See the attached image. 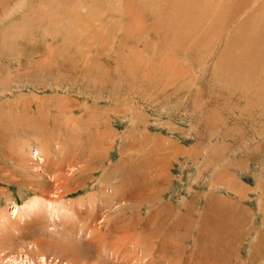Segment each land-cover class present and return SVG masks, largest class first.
Listing matches in <instances>:
<instances>
[{
	"label": "rangeland",
	"instance_id": "rangeland-1",
	"mask_svg": "<svg viewBox=\"0 0 264 264\" xmlns=\"http://www.w3.org/2000/svg\"><path fill=\"white\" fill-rule=\"evenodd\" d=\"M192 1L0 0V264H264V0Z\"/></svg>",
	"mask_w": 264,
	"mask_h": 264
},
{
	"label": "bare ground",
	"instance_id": "bare-ground-1",
	"mask_svg": "<svg viewBox=\"0 0 264 264\" xmlns=\"http://www.w3.org/2000/svg\"><path fill=\"white\" fill-rule=\"evenodd\" d=\"M188 3H191V4H193V1L192 0H189V2ZM186 4V3H185ZM190 5V4H189ZM185 14V13H184ZM22 148H23V146H22ZM21 152H22V150H21ZM23 152H24V150H23ZM22 152V153H23ZM44 152V151H43ZM35 153V156H33L32 158H34L35 160H37V162H39V160H38V157H39V153H41L40 155H42L43 156V153H42V150L41 151H36V152H34ZM66 153V152H65ZM22 155H24V153L22 154ZM27 156V155H26ZM65 157V156H64ZM40 159L42 160L43 158L40 156ZM21 160V159H20ZM69 160V159H68ZM24 162H26V161H24ZM35 162V161H34ZM54 163V162H53ZM55 163H57V162H55ZM59 163V162H58ZM49 164V163H48ZM21 165V164H20ZM39 165V164H38ZM56 165V164H55ZM54 165V166H55ZM26 167V166H25ZM43 167V166H42ZM46 167V166H45ZM33 168V167H32ZM51 168H52V166H51ZM24 169V168H23ZM27 171V170H26ZM35 171V170H34ZM63 179V178H62ZM64 184V183H63ZM68 186V185H67ZM67 186H65V184H64V186H63V191L64 192H69L72 188H70V187H67ZM66 190V191H65ZM110 195H112V199L113 198H115L117 195L114 193H112V194H110ZM38 198V197H37ZM36 197L33 199V200H35V199H37ZM41 198V197H40ZM43 198V200H45V202H46V204H51V205H53V201H50V200H48V199H46L45 197H42ZM89 199H92V198H90L89 197ZM88 199V200H89ZM109 199V198H108ZM33 200H31V201H33ZM40 200H42V199H40ZM58 201V202H57ZM82 201V200H81ZM43 202V201H42ZM56 203H58L57 204V207L56 208H58V209H56V211H62V210H64L65 212H67V211H69L70 209L67 207V203L64 201V200H56L55 201ZM89 202V201H88ZM102 202V201H101ZM44 203V202H43ZM86 204V203H85ZM60 205V206H59ZM34 206H36V205H34ZM82 206V205H81ZM45 207V206H44ZM84 207V206H83ZM89 207V206H88ZM87 206H86V208H88ZM29 208H31V207H29ZM28 208V209H29ZM35 208V207H34ZM33 208V209H34ZM92 208V207H91ZM53 209V208H52ZM55 209V208H54ZM95 209V208H94ZM30 210H32V208L30 209ZM35 210V209H34ZM87 210V209H86ZM92 211V210H91ZM79 212V211H78ZM68 213V212H67ZM93 213V212H92ZM96 213H97V211H96ZM37 214H38V211H37ZM90 214V213H89ZM87 215V218H88V216H90L91 215V217L93 218V214H90V215H88V214H86ZM95 216V215H94ZM92 218H91V220H92ZM88 225V224H87ZM77 229V228H76ZM90 229V228H89ZM88 229V230H89ZM83 230V229H82ZM84 231V230H83ZM87 231V230H86ZM90 232L92 233V232H94V231H92V230H90ZM95 233V232H94ZM93 234V233H92ZM100 235V234H99ZM98 234H96V236H99ZM102 235V234H101ZM89 236H90V234H89ZM94 236V235H93ZM91 238V237H90ZM103 239H105L104 237L102 238V240ZM111 240V239H110ZM113 240V239H112ZM111 240V241H112ZM119 240V239H118ZM118 240H114V242L116 241V242H118ZM123 240H125L124 238H123ZM105 241H108L107 239L105 240ZM119 241H121V239L119 240ZM137 241V243L138 242H140V240L139 239H137L136 240ZM125 244H127L125 241H123ZM102 244H104V241L103 242H101ZM112 243V242H111ZM107 244V243H106ZM110 243H108L107 245H109ZM120 244H122V242L121 243H116V245H117V248H120V247H122ZM136 244V243H135ZM134 244V245H135ZM142 244V243H141ZM111 245H113V243L111 244ZM111 245H109V247L111 246ZM138 245H139V243H138ZM143 245V244H142ZM38 246V245H37ZM106 246V245H105ZM114 246V245H113ZM120 246V247H119ZM114 247H116V246H114ZM131 247V246H130ZM135 247V246H134ZM142 247V246H141ZM123 248H124V246H123ZM105 249V248H104ZM128 249V248H127ZM137 248H135V250H136ZM112 250H113V248H112ZM116 250V249H115ZM114 250V251H115ZM140 250H141V248H140ZM111 252V251H110ZM114 253V252H113ZM113 253H111V254H113ZM116 253H119V252H116ZM115 254V253H114ZM120 254V253H119ZM123 254V253H122ZM107 255V254H106ZM111 256V255H110ZM144 256H146V255H144ZM143 256V257H144ZM101 258H103V257H101ZM138 259H139V257H137ZM42 259L45 261V259H44V257H42ZM105 258H103V260H104ZM115 259V258H114ZM114 259H112V260H114ZM142 258H140V260H141ZM142 261V260H141ZM262 261V260H261ZM15 262V261H14ZM140 263V262H139ZM138 263V264H139ZM95 264V263H94Z\"/></svg>",
	"mask_w": 264,
	"mask_h": 264
}]
</instances>
